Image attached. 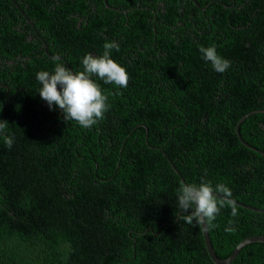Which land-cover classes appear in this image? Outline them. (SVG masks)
Here are the masks:
<instances>
[{
  "label": "trees",
  "instance_id": "trees-1",
  "mask_svg": "<svg viewBox=\"0 0 264 264\" xmlns=\"http://www.w3.org/2000/svg\"><path fill=\"white\" fill-rule=\"evenodd\" d=\"M91 1L102 16L91 21L103 26L107 14L121 16L109 7L131 8L140 45L157 38L165 59L156 48L140 54L149 63L125 69L126 88L97 82L110 108L90 129L74 122L55 137L16 135L11 149L0 139V264H213L200 226L178 218L177 191L203 177L213 187L223 183L234 202L264 211V30L257 18L264 0H231L230 8L224 0L216 8L214 0H182L188 7L176 12L178 21L179 0H154L156 18L147 27L134 10L137 0ZM59 3L63 22L76 0ZM190 15L195 23L187 26ZM213 45L231 61L223 74L201 58L199 48ZM9 96L17 102L9 105L13 124L24 118L25 102L27 111L42 109L37 90ZM249 113L238 139L235 126ZM236 209L233 217L222 208L216 227L206 228L219 260L243 239L264 236L263 212ZM263 263L264 244L250 243L228 264Z\"/></svg>",
  "mask_w": 264,
  "mask_h": 264
},
{
  "label": "flooded vegetation",
  "instance_id": "flooded-vegetation-1",
  "mask_svg": "<svg viewBox=\"0 0 264 264\" xmlns=\"http://www.w3.org/2000/svg\"><path fill=\"white\" fill-rule=\"evenodd\" d=\"M153 1L137 0L134 3L136 15L143 20L146 27L156 18ZM187 1L195 3L193 0ZM228 1L231 0H224L228 4H223L224 8L233 6V3L229 4ZM212 2L215 8L222 4L219 0ZM158 6L161 7L160 4ZM182 6L186 12L188 6L184 1L179 0L174 3V21L175 18L178 21L179 16L176 12H181ZM110 8L121 16L107 14L108 20L103 26V23L96 22L97 18L91 21L93 17L102 18L95 11L94 2L91 0H82V5L76 0L75 4L68 5L69 12L65 15L66 20L63 22L65 11L59 0H0V14L3 15L0 20V94L4 96V100L0 101L3 108L0 121L8 123V135L55 137L61 128H67L69 131L75 128V121H65L58 108L54 106L50 110L42 99H37V104L42 105V109H36L35 113L34 110L27 111L30 108V102H25L23 104L25 113H22L24 118L19 119V124L12 123L15 113L9 105L17 106V102L13 99H6L10 97L9 92L14 89L17 91L25 89L27 92L38 91L41 85L35 78L36 73L39 71L52 73L57 62L66 65L74 73L82 71V58L87 54L101 56L104 51L103 45L112 41L118 44L119 51L113 49L110 58L124 69L139 63H149V61L139 60L140 54H146L154 48H156L158 59L160 61L165 59V54L162 52L163 47L160 46L157 38L153 37L147 46L140 45L139 35L133 32L128 16L131 8H122V6H111ZM82 9L87 12L89 10V14L71 13L74 10L82 11ZM193 17L194 15H190L183 23L188 24L187 26L192 25L195 23ZM258 17H260V26L264 30V12L257 14ZM169 19L170 16H165L160 21L166 23ZM82 29L86 35H79L82 34ZM76 31L79 33L77 34ZM260 33L261 31L257 35ZM167 39L169 40L170 37ZM93 79L96 83L99 82V85L105 84L96 77ZM27 120L35 130L29 128ZM38 120L48 122L43 126L36 123ZM4 177L5 175L0 174V180ZM9 178L10 176H7V180Z\"/></svg>",
  "mask_w": 264,
  "mask_h": 264
},
{
  "label": "clouds",
  "instance_id": "clouds-1",
  "mask_svg": "<svg viewBox=\"0 0 264 264\" xmlns=\"http://www.w3.org/2000/svg\"><path fill=\"white\" fill-rule=\"evenodd\" d=\"M103 49L101 56L87 54L82 58V71L74 73L66 65L57 62L52 73L39 71L35 77L41 85L38 89L39 96L49 109L55 106L61 111L65 121H75L84 129H90L101 121L110 108L107 96L102 94L93 77L119 88L128 86V73L110 58L113 49L119 51L118 44L114 41L106 42ZM199 52L202 60L210 63L216 73L223 74L231 67V61L218 55L215 45L201 46ZM8 127L6 121H0V139L11 149L15 137L7 134ZM231 195L230 189L223 183L213 187L203 177L199 184L182 183L177 191L180 209L178 218L186 224L195 222L196 225H203L211 230L216 227L213 222L222 208L230 207L233 217L238 214Z\"/></svg>",
  "mask_w": 264,
  "mask_h": 264
},
{
  "label": "water",
  "instance_id": "water-1",
  "mask_svg": "<svg viewBox=\"0 0 264 264\" xmlns=\"http://www.w3.org/2000/svg\"><path fill=\"white\" fill-rule=\"evenodd\" d=\"M106 2V0H104V3ZM106 5V4H105ZM257 111H254V112H251V113H256ZM259 112H264L263 111H259ZM251 113L249 114H246L244 115L242 118H240L235 126V129H234V132L237 136V138L239 139V136H238V125L246 118L248 117ZM241 144L244 146V147H247L248 149L252 150V151H257L256 149L248 146L247 144H245L244 142L240 141ZM259 153L264 156V153L260 152ZM235 205L238 206V207H242V208H246V209H249V210H252V211H256V212H260V213H264V211L262 210H255L253 208H250V207H247V206H243L237 202H235ZM200 230H201V235H202V239H203V243H204V246H205V249H206V252H207V255L210 259V261L213 263V264H228L230 263L234 258L235 256L237 255V253L239 252V250L244 247L245 245H248L250 243H262L264 244V236H252V237H247L245 239H243L242 241H240L232 250V252L230 253V255L224 259V260H219L215 257V255L213 254V251L211 249V246H210V243H209V239H208V235H207V231H206V228L202 225L200 226ZM264 264V263H263Z\"/></svg>",
  "mask_w": 264,
  "mask_h": 264
}]
</instances>
